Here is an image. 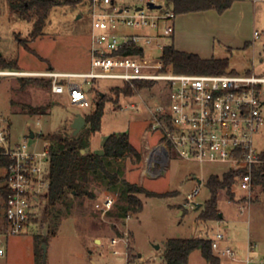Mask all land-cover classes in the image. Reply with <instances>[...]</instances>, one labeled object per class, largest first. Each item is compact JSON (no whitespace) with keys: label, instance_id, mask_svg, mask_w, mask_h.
<instances>
[{"label":"rangeland","instance_id":"obj_1","mask_svg":"<svg viewBox=\"0 0 264 264\" xmlns=\"http://www.w3.org/2000/svg\"><path fill=\"white\" fill-rule=\"evenodd\" d=\"M156 1L166 6L165 0ZM127 2L133 6L147 4V0ZM88 6L89 0L58 5L52 10L43 33L33 37V22L14 13L10 0H0V70H11L2 66L1 61L6 60L17 61L18 69L22 71H89L92 19ZM224 13L221 15L223 13L216 12L211 24L198 17L188 19L189 23L187 21L186 29L178 34L176 44L202 45L209 49L212 57L228 58V72H252L264 76V0H238ZM182 16L177 15L171 22L175 30L162 38L164 44L176 45L177 20L186 18ZM254 29L259 32L255 42ZM145 32L153 33L150 29ZM214 32L217 33L216 37H211ZM221 33L225 38L222 39ZM201 39L205 41L201 42ZM146 49L154 56L161 53L154 46ZM21 78L51 80L47 76L0 77V123L7 127L13 143L41 146L47 134H71V123L76 114L82 113L85 117L94 110L98 101L96 89H99L105 93L106 107L100 131L91 136V150L101 152L102 144L110 134L128 133L132 144L142 152L143 160L140 164L128 160L125 178L149 191L169 194L162 197L133 194L142 201L143 207L139 212H129V219L119 218L115 214L117 204L121 202L119 192L107 191L103 186H98L96 199L74 198L70 212L63 216L56 234H48L47 242H43L47 244L45 257L43 243L40 244L39 252L43 254L45 264H93V260L98 264H126V255L132 260L130 264H145L149 257L159 256L161 259L164 244L170 238L204 236L213 239L217 232L225 235L227 243L241 257L246 256L249 242L256 245L254 254L264 256L263 186L255 185L246 191L235 183L232 185V195L226 189H221L218 208L224 220H201L199 215L211 197L207 181L211 175L222 177L229 167L227 164L189 161L172 151L165 172L152 175L146 164L148 152L145 146H156L162 133L151 128L150 115L145 107L139 112L122 109L129 100L125 96L119 99V103L113 102L114 92L110 87L118 85V80L98 79L88 84L81 78H73V81L83 84L92 103L90 108H81L72 105L67 94L53 93L52 84L51 87H45L32 82L25 83ZM160 89L161 85H154L152 90H143V95L149 103L158 102L162 98ZM24 104L51 107L45 113L36 115L24 109ZM262 113L264 116V105ZM31 130L36 134L34 138L30 137ZM255 141L259 149H264V127ZM199 186V194L188 199V194ZM107 195L115 198V205L103 218L97 203H102ZM46 226L48 223L42 215L35 226L21 234L11 235L5 229L1 232L3 226L0 222V247L5 249V254L0 255V264H36V235H45ZM123 231L129 233L128 247L123 243L112 244L111 239L123 235ZM156 245L160 247L157 249ZM115 249L121 253L114 254ZM139 251L144 256L140 257ZM200 257V250H194L188 264H202ZM221 260L223 264H243L227 258ZM203 262L208 263L205 259ZM159 264L166 263L162 260Z\"/></svg>","mask_w":264,"mask_h":264},{"label":"built area","instance_id":"obj_2","mask_svg":"<svg viewBox=\"0 0 264 264\" xmlns=\"http://www.w3.org/2000/svg\"><path fill=\"white\" fill-rule=\"evenodd\" d=\"M149 2L158 4L156 0H147L145 6H133L127 0H89L92 19L89 71L0 70V77L47 76L52 80L53 93L67 94L68 101L81 108H90L92 103L83 84L73 78H81L88 84L98 79L118 80V85H128L134 91L121 108L139 112L145 107L151 128L162 133L156 146H146V164L152 175L165 172L171 152L175 151L189 161L224 163L235 170L246 168L245 173L239 174L237 184L240 189L250 191L253 167L263 162L264 149L257 147L255 139L264 127V76L252 72L187 74L166 69L162 51L169 43L164 44L162 38L174 33L171 22L177 14L163 5L152 9ZM147 29L153 33L145 32ZM258 37L259 32L254 29L253 42ZM148 46L161 53L154 56L147 51ZM135 47L139 51H133ZM149 83L152 85H146ZM157 84L161 85L162 98L149 103L143 90H152ZM0 147V154L10 158L6 168L9 192L5 230L18 235L38 224L43 215L50 183V143L45 139L41 146L34 147L25 142L13 143L7 127L0 123ZM199 192L200 186L195 187L188 199ZM114 205L115 198L107 195L102 203H97V208L104 218ZM122 233L111 242L128 247L129 233ZM212 247L218 256L233 262L264 264V256L254 254L255 244L249 242L246 256L241 257L222 232L216 233ZM120 253L114 250V254ZM4 254L5 249L0 247V255ZM159 262L160 257L153 256L145 264Z\"/></svg>","mask_w":264,"mask_h":264},{"label":"trees","instance_id":"obj_3","mask_svg":"<svg viewBox=\"0 0 264 264\" xmlns=\"http://www.w3.org/2000/svg\"><path fill=\"white\" fill-rule=\"evenodd\" d=\"M78 0H10V7L14 13L22 19L33 22L31 35L33 37L43 33L49 22L52 10L58 5L77 3ZM238 0H165L166 7L172 8L177 15L191 12L215 9L219 13L225 12ZM248 45V44H246ZM133 51H139L133 48ZM162 59L166 69L176 73L187 74H217L229 71L228 58H203L197 53L181 51L173 43L167 44L162 51ZM4 68L20 71L17 61H1ZM23 82H32L37 85L51 87L52 81L44 78H21ZM146 85H152L151 83ZM143 87V84H139ZM114 92V103H119L122 96L128 97L133 94V89L128 85L111 86ZM103 93V94H102ZM98 101L92 112L85 115L86 124L76 135L71 134H47L45 140L50 143V166H49V191L46 197V205L43 210V220L48 223L46 234L37 236L35 249V263L45 264L43 254L40 253V244L47 242V235H55L58 231L62 218L69 214L73 199L87 197L96 199V187L103 186L105 190L119 192L120 200L115 214L117 217L126 219L129 212H139L142 201L133 194H147L149 196H166L168 193H156L147 190L144 186L131 183L125 178L128 160L140 164L143 160L142 152L131 142L128 133L110 134L102 144L101 152L91 150V136L100 131L102 119L105 114V93L96 89ZM51 106H32L24 104L30 114H43ZM43 138V139H44ZM2 148L0 147V153ZM263 162L253 167V186L264 187V151ZM10 158L0 154V196L3 203L0 204V222L2 233L5 231L6 217L5 206L8 196L6 168ZM246 168L227 169L222 177L211 175L207 184L211 190V197L205 202L204 209L199 219L204 221L221 220L218 208V194L221 189H226L232 195V185L237 183L240 173H245ZM1 230V229H0ZM199 249L208 264H223L213 247L209 237H186L170 238L165 244L160 261L166 264H188L189 256ZM133 257V256H131ZM132 260H129V264Z\"/></svg>","mask_w":264,"mask_h":264},{"label":"crops","instance_id":"obj_4","mask_svg":"<svg viewBox=\"0 0 264 264\" xmlns=\"http://www.w3.org/2000/svg\"><path fill=\"white\" fill-rule=\"evenodd\" d=\"M228 10V9H227ZM217 11L215 10V9H210V10H205V11H198V12H191V13H186V14H179V17L180 16H182V17H186V18H183V19H178L177 20V34H175V44H176V41H178V34H180L181 32H182V30H184V29H186V26H187V24L189 23V21H188V19H191V20H194V18H196V17H198V18H200L203 22H207V23H210L211 24V19L212 18H216L215 17V13H216ZM217 13H219V12H217ZM225 13L223 12V14H221V15H224ZM192 15H194V16H192ZM187 21H188V23H187ZM216 32H214V33H211V35H213V36H211V37H214V35H215V37H216ZM219 34V33H218ZM222 34V33H221ZM222 36V39L223 38H225V36L222 34L221 35ZM226 40V39H225ZM201 42H204L205 40H203V39H201L200 40ZM175 47L177 48V49H179V50H181V51H186V52H192V53H197V54H199L201 57H203V58H211L212 56H213V54H211V52L209 51V49L207 48V47H204V46H202V45H199V46H197V45H195V44H192V43H190V44H185V45H183V46H178L177 44L175 45ZM147 146V145H146ZM146 146H145V149H146ZM224 216V215H223ZM224 220V217L221 219V220H219V221H223ZM134 234V233H133ZM252 234H250V236H251ZM251 239H249V241H250ZM149 252H151V251H149ZM148 252V253H149ZM201 252V251H200ZM139 253L141 254V255H143L144 256V254L142 253V252H140L139 251ZM202 255V254H201ZM190 256H191V254H190ZM190 256H189V259H190ZM141 257V256H140ZM205 258L202 256V257H200V261H202L201 263L203 264L204 262H203V260H204ZM188 263H189V260H188ZM93 264H98L95 260H93ZM208 264V263H207Z\"/></svg>","mask_w":264,"mask_h":264},{"label":"water","instance_id":"obj_5","mask_svg":"<svg viewBox=\"0 0 264 264\" xmlns=\"http://www.w3.org/2000/svg\"><path fill=\"white\" fill-rule=\"evenodd\" d=\"M149 6L152 9H155V8L159 9L162 7V4H156L154 2H149ZM85 124H86V120H85L84 115L82 113L76 114V116L73 119V122L71 123L73 135L76 136L82 130V128L85 126ZM30 137L31 138L35 137V132L33 130L30 131ZM199 182L201 183V180H199ZM197 205H198V207L201 206V204H197ZM219 215L221 218L223 217V213L220 212ZM159 247H160V245H156L155 248L158 249ZM43 250H44V257H45L46 252H47V244L46 243H43ZM140 256H141V254H140Z\"/></svg>","mask_w":264,"mask_h":264}]
</instances>
